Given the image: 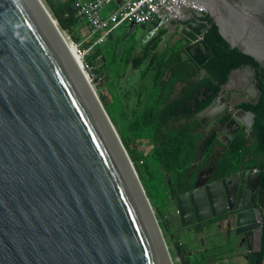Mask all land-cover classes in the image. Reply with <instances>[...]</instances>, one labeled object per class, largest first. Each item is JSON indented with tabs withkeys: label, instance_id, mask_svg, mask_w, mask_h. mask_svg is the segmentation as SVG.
<instances>
[{
	"label": "water",
	"instance_id": "95a60500",
	"mask_svg": "<svg viewBox=\"0 0 264 264\" xmlns=\"http://www.w3.org/2000/svg\"><path fill=\"white\" fill-rule=\"evenodd\" d=\"M204 5L229 45L264 69V0ZM199 16L176 21L197 65L211 56ZM56 24L41 0H0V264H173L119 135ZM224 87L197 117L222 133L235 126L229 142L240 126L251 129L253 113L232 104ZM253 88L251 103L261 94ZM224 115L230 119L220 122ZM212 168L174 196L180 226L226 214L217 227L231 223L247 244L257 230L259 250V175L250 168L211 181Z\"/></svg>",
	"mask_w": 264,
	"mask_h": 264
},
{
	"label": "trees",
	"instance_id": "16d2710c",
	"mask_svg": "<svg viewBox=\"0 0 264 264\" xmlns=\"http://www.w3.org/2000/svg\"><path fill=\"white\" fill-rule=\"evenodd\" d=\"M74 2L44 0L45 7L60 30L76 43L81 37L82 19L74 16ZM198 19L208 26L203 39L211 50V56L203 64L197 65L192 61L183 52L179 41L177 45H170L167 39L157 50L161 38L155 35L146 41L140 55L126 56L121 61L124 67L130 65L133 69L138 68L142 75H148L151 80L144 106L124 115L127 120L124 128H117L103 104L102 96L98 94L153 208L169 254L173 253L174 247L181 264H206V252L204 248L198 250V255L187 251L180 238L176 237V232L180 233L182 229L178 215L175 212L176 224L166 206L174 204L175 195L191 190L201 171H208L213 166L209 178L213 181L231 175L242 165L253 164L258 169L259 188L264 189V69L251 55L229 45L209 13H202ZM161 32L165 34V31ZM97 45L93 46V53L86 55L85 60L94 66V72L102 74L107 67L112 69L119 62L115 60L121 57V53L116 50L117 44L113 48L115 58L108 59ZM246 65L254 70L261 94L255 103L246 100L236 105L253 113L251 129L240 126L226 143L219 139L221 130L214 127L205 129L197 114L218 96L231 73ZM226 118H221L220 122ZM141 140H146L151 146L148 152L138 149ZM161 186L165 196L160 200L161 206H157L150 197L159 196ZM224 217L219 215L209 220L215 222ZM201 224L185 228L197 234ZM263 256L264 225L261 228L260 248L248 255V264H260Z\"/></svg>",
	"mask_w": 264,
	"mask_h": 264
},
{
	"label": "rangeland",
	"instance_id": "374dc122",
	"mask_svg": "<svg viewBox=\"0 0 264 264\" xmlns=\"http://www.w3.org/2000/svg\"><path fill=\"white\" fill-rule=\"evenodd\" d=\"M44 3V0H41ZM46 6V5H45ZM219 17L225 19V12L223 9H218ZM53 18V17H52ZM80 25L84 26L85 22L82 20ZM150 26L148 24L144 25H127L123 24L120 27L111 31L104 42H101L97 45V48L103 53L106 54L108 59H114V50L116 47L121 53V57H117L115 61H119L113 66L112 69L109 67L106 68L104 73V82L99 86H94L95 93L102 96L103 104L112 117L114 122L117 125V128H124L127 120L124 119V115L131 114L134 110L141 109L145 104V98L147 91L149 89L151 80L148 75L144 76L141 74L138 68L133 69L130 65L124 67L121 61H124L125 57L131 56L135 57L140 55L144 50L146 41L151 39L149 36ZM67 37V33L62 31ZM88 29L85 25L81 31L80 40L81 47L87 48L90 47L92 41L83 40L87 37ZM179 33L177 32L174 37L169 39L167 43L170 45H177L175 39L178 37ZM161 38L157 50L160 45L165 41L166 38L163 37L162 32H156L154 34ZM153 35V36H154ZM70 39V37H69ZM93 53V47L88 50V54ZM124 68V69H123ZM143 68V67H142ZM256 93V91H255ZM255 96H252L251 99H255ZM250 100V97L247 99ZM212 125H208L205 129L210 128ZM138 149L143 152H148L151 146L146 140H141L138 142ZM165 190L161 186L160 195H152L150 198L154 200L157 206L160 205V200L164 199ZM149 200V199H148ZM152 207V206H151ZM168 213L171 216L173 222L177 224V219L175 217V205L173 203L166 206ZM153 209V208H152ZM175 210V211H174ZM212 219L205 220L201 224L202 232H199L197 235L194 232H190L187 228H182L180 233L176 232V237L180 238L183 242V246L187 251H192L197 253L199 249H205L206 264H228L224 258H228L230 263H232L234 258L238 263H242V258L237 257L248 250V247L251 246V249H254L257 244L255 242L250 243L245 246L243 243L240 244V236L238 232L235 231V228L228 226L224 222L221 223V227L218 228L219 231L212 232ZM170 253L171 260L173 264H181V259L178 256V252L174 251ZM229 263V264H230Z\"/></svg>",
	"mask_w": 264,
	"mask_h": 264
},
{
	"label": "built area",
	"instance_id": "2783aa9c",
	"mask_svg": "<svg viewBox=\"0 0 264 264\" xmlns=\"http://www.w3.org/2000/svg\"><path fill=\"white\" fill-rule=\"evenodd\" d=\"M205 0H75L74 16L81 18L88 29L83 40L92 41L90 47L73 42L80 57V66L91 87L104 82L102 74L94 72V66L85 60L88 50L103 42L107 35L123 24L150 26L149 36L171 21L180 20L185 14L206 11ZM106 10V13L104 11ZM256 169H254V172Z\"/></svg>",
	"mask_w": 264,
	"mask_h": 264
},
{
	"label": "flooded vegetation",
	"instance_id": "af4514ba",
	"mask_svg": "<svg viewBox=\"0 0 264 264\" xmlns=\"http://www.w3.org/2000/svg\"><path fill=\"white\" fill-rule=\"evenodd\" d=\"M175 35H176V33H175L172 37H174ZM172 37H170V39H171ZM179 39H182V37H179V36H178V37L175 39V42H177ZM182 41H183V40H182ZM243 77L249 78V81H250V82H249V83H250V86H246L245 91H242V90L239 91V90H240V87H238V86H236V85H234V84H230V83H229V79H228L227 83L224 85V86H230L231 88H234L233 90H234L235 92L232 93V94H230V95L228 96V100H230V102H231L232 104H235V106L238 105L239 103H241L240 101L244 100V99H242V98H243V95H242L243 92L251 93L252 96H255V90H254V88H253L254 83H256V80H255V78H254V70H252V74H249V73H247L246 71H243ZM256 84H257V83H256ZM256 95H257V92H256ZM239 99H241V100H239ZM251 100H254V99H251ZM244 101H246V100H244ZM223 117H227V118L225 119L226 122L230 119V118L228 117V115H224V116H222L221 118H223ZM221 118H220V119H221ZM220 119H219V121H220ZM216 128H218V125H216V126L214 127V129H216ZM208 129H209V128H208ZM235 130H236V127L233 126L232 124H230L227 128H225V130L223 131V133L220 132V134H219V139H221L222 141H225L226 136L231 135ZM252 166H254V165H253V164H245V165H242V168H241L240 170L236 171V172H240V175H241V174L243 173V171H247L248 169L252 168ZM254 169H256L255 172H254ZM252 170H253L254 173H257V174H258V169H257L256 167H253ZM236 172L231 173V175H234ZM229 175H230V174H229ZM256 181H257V180H256ZM237 183H238V178H237L236 183H235V191H234V193H235V197H237L238 192H240V188H239V185H240V184L238 183V188H236ZM259 183H260V178H259V182H258L257 185H258V189H261V188H259ZM233 185H234V181H233ZM263 190H264V189H263ZM243 192H244V195H245L246 190H244ZM249 199H250V197H248V200H249ZM234 205H236V200L234 201ZM252 206L255 207V203H253ZM246 207H247V206H246ZM222 215L226 216V214H222ZM218 216H219V215H218ZM219 221H220V220H217V221H215V222L212 221V227L215 229V232L219 231V230H218L219 227H217V224H218ZM228 225L231 226L232 224H231V223H228ZM202 231H203V230H202V228H201V230H200L199 232H202ZM190 232H193V230L191 229ZM199 232H197V234H198ZM197 234H196V235H197ZM253 235H254V236L257 235V230H254ZM201 249H202V248H201ZM253 251H256V250H246L245 253H243V254H241V255H239V256H237V257H241L242 260H243V259H246V258H248V260H249L248 255H249L251 252H253ZM249 252H250V253H249ZM247 253H248V254H247ZM246 255H247V257H246Z\"/></svg>",
	"mask_w": 264,
	"mask_h": 264
},
{
	"label": "crops",
	"instance_id": "0c3cea01",
	"mask_svg": "<svg viewBox=\"0 0 264 264\" xmlns=\"http://www.w3.org/2000/svg\"><path fill=\"white\" fill-rule=\"evenodd\" d=\"M81 1H85V0H81ZM104 13H106V10L104 11ZM185 15H188V14H185ZM84 27H85V25L84 26H82V25L80 26V33H81V31L83 30ZM178 28H179V26L176 24V21H171V22L167 23L166 25H164L163 27H161L159 29H161V31H165V34L163 35V37L166 38V40H167V39H170V37H172L175 33H177V29ZM159 29L156 32H158ZM165 41L160 45V47H162L167 42V41L166 42ZM99 64H101V62H99ZM243 71H246L247 73L252 74L246 68H241V69H237L234 72H232V74L230 76V79H229V83L230 84H234V85L240 87V90L239 91H241V90L242 91H245L246 86H250L249 78L243 77ZM233 89L234 88H231L230 86L224 87V89H223V95L225 97H228L230 94H232V93L235 92ZM242 95H243V98L242 99H244V100H247L249 97H250V100L252 98V94L251 93L243 92ZM239 100H241V99H239ZM247 101H249V100H247ZM225 142L226 143L228 142V138L227 137L225 139ZM211 231L212 232H215V229L212 227V230ZM242 240H243V237L240 238V244L243 243L245 246H247L248 245L247 244V241H244V240L242 241ZM257 241H258L257 235L256 236L253 235L251 237V239L249 240L250 243L255 242L256 244H257ZM256 248H257V246L254 249H251V246H250L248 248V250H255ZM224 260L228 264L230 263V260L228 258H224ZM233 260L234 261L232 263H230V264H240V263H238L239 261H236L235 258ZM218 264H221V263L219 262ZM241 264H247L246 259H243Z\"/></svg>",
	"mask_w": 264,
	"mask_h": 264
},
{
	"label": "bare ground",
	"instance_id": "6f19581e",
	"mask_svg": "<svg viewBox=\"0 0 264 264\" xmlns=\"http://www.w3.org/2000/svg\"><path fill=\"white\" fill-rule=\"evenodd\" d=\"M57 25V24H56ZM58 27V25H57ZM59 28V27H58ZM60 30V28H59ZM61 35L64 37L65 41L67 42L68 44V47H69V50H70V53H71V56L72 58L75 60V62L80 65V57L78 56V54L76 53V49L74 47V45L71 43V39H69V37H67L61 30Z\"/></svg>",
	"mask_w": 264,
	"mask_h": 264
},
{
	"label": "clouds",
	"instance_id": "9594fccd",
	"mask_svg": "<svg viewBox=\"0 0 264 264\" xmlns=\"http://www.w3.org/2000/svg\"><path fill=\"white\" fill-rule=\"evenodd\" d=\"M205 12H206V11H205ZM205 12H204V13H205ZM199 15H202V14H199ZM151 37H152V36H151Z\"/></svg>",
	"mask_w": 264,
	"mask_h": 264
}]
</instances>
